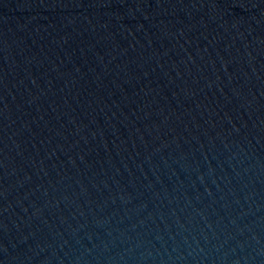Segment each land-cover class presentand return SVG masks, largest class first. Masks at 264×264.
I'll use <instances>...</instances> for the list:
<instances>
[{
  "label": "water",
  "instance_id": "obj_1",
  "mask_svg": "<svg viewBox=\"0 0 264 264\" xmlns=\"http://www.w3.org/2000/svg\"><path fill=\"white\" fill-rule=\"evenodd\" d=\"M0 264H264V0H0Z\"/></svg>",
  "mask_w": 264,
  "mask_h": 264
}]
</instances>
